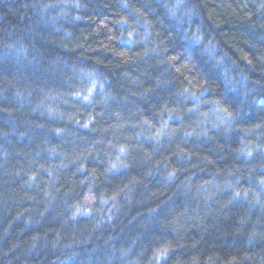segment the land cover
<instances>
[{
	"label": "clouds",
	"instance_id": "1",
	"mask_svg": "<svg viewBox=\"0 0 264 264\" xmlns=\"http://www.w3.org/2000/svg\"><path fill=\"white\" fill-rule=\"evenodd\" d=\"M0 113L115 133L10 173L0 264H264V0H0Z\"/></svg>",
	"mask_w": 264,
	"mask_h": 264
},
{
	"label": "trees",
	"instance_id": "2",
	"mask_svg": "<svg viewBox=\"0 0 264 264\" xmlns=\"http://www.w3.org/2000/svg\"><path fill=\"white\" fill-rule=\"evenodd\" d=\"M8 3L15 4L17 0H7ZM15 23V20H12ZM247 58V53H243ZM9 111H13L12 106H7ZM117 113H124L125 110L120 106H113L112 109ZM79 120H86V116H78ZM25 120L32 124H40L41 127L36 128L35 131L30 133V136L24 138H18L17 135H9L7 139L4 138L3 133H13L14 129L23 131L25 125L21 122V119L14 113L13 116L8 117L5 113H0V206H3L6 200H11L13 197L31 196L32 193L21 191V181L17 178H13L10 173L23 172L29 168L33 169L30 174L35 175L37 169H46L52 166H57L60 163H67V168L63 169V174H71L75 172L76 164L70 161L75 160L76 157L84 153L86 146L91 142L92 138H104L108 139L115 135V133L109 131L104 133L93 132L91 137L88 134L82 135L80 138L73 140L72 137H65L64 141L58 140L54 135H51L47 129L51 127L62 128L67 121L60 122L57 125H50L47 121L33 120L31 117H25ZM96 119H93L92 125L95 126ZM118 122L115 118H105L100 122V126L103 129H108L110 125H116ZM124 123V127L120 129V133L123 136L133 135L137 130L133 126ZM47 144L49 148H55L58 155L52 156L48 152L43 151L44 145ZM131 146H135V141L130 142ZM145 150L149 149L148 144L143 145ZM40 152V155H36ZM86 167H96L95 161L89 159L86 161ZM39 176L44 181L49 179L48 175L44 171L39 172ZM80 178V174L77 173L73 179ZM138 177L134 171L131 172L128 179L136 180ZM127 180H125V183ZM155 191V189H153ZM33 201L28 199L24 203V207H31ZM51 227V225H50Z\"/></svg>",
	"mask_w": 264,
	"mask_h": 264
}]
</instances>
